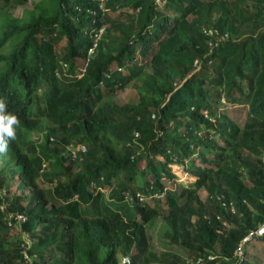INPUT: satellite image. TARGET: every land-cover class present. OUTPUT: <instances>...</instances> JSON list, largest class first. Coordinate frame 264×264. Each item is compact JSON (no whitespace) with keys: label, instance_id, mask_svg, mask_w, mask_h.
Here are the masks:
<instances>
[{"label":"trees","instance_id":"1","mask_svg":"<svg viewBox=\"0 0 264 264\" xmlns=\"http://www.w3.org/2000/svg\"><path fill=\"white\" fill-rule=\"evenodd\" d=\"M28 4L0 0V101L18 121L0 264H256L264 235L236 251L264 224V0ZM127 89L136 103L106 99ZM245 103L243 126L217 111ZM159 219L182 253L155 250Z\"/></svg>","mask_w":264,"mask_h":264},{"label":"rangeland","instance_id":"2","mask_svg":"<svg viewBox=\"0 0 264 264\" xmlns=\"http://www.w3.org/2000/svg\"><path fill=\"white\" fill-rule=\"evenodd\" d=\"M35 1L38 0H29L28 8H31L33 2ZM120 12L121 11H117V12L111 11L110 15L116 17ZM17 14L18 15L22 14L21 8L17 11ZM106 99L109 100L110 102L117 104L137 102L136 94L133 91V89L124 90L118 96L107 97ZM217 111L218 113H220V111H226L227 114L232 119H234L236 123L243 126L248 114V103L242 105H223V106L219 105L217 107ZM172 169L174 173L177 175V177L180 179V181H182L184 184H189L195 181V178L187 174L183 167L173 165ZM11 188L15 190V185L12 184ZM166 229H167V225L165 224V222L162 219H159L155 222V224L152 226L150 230V233L153 237V244L155 250L157 251H164V250H169L171 248H175L170 246L167 239L165 238ZM10 237H12V239L18 237L17 231L14 228L10 230ZM174 250L178 251L179 253H182V251L179 250L177 247ZM246 255L248 257V260L256 264H264V241H259L258 239H255L252 243H250L247 246Z\"/></svg>","mask_w":264,"mask_h":264},{"label":"clouds","instance_id":"3","mask_svg":"<svg viewBox=\"0 0 264 264\" xmlns=\"http://www.w3.org/2000/svg\"><path fill=\"white\" fill-rule=\"evenodd\" d=\"M5 104L0 101V153L7 151L8 140L15 138L14 126L18 124L15 115L4 113Z\"/></svg>","mask_w":264,"mask_h":264},{"label":"built area","instance_id":"4","mask_svg":"<svg viewBox=\"0 0 264 264\" xmlns=\"http://www.w3.org/2000/svg\"><path fill=\"white\" fill-rule=\"evenodd\" d=\"M103 30H101L102 32ZM206 34L212 39L211 45H218L221 41L225 40L227 38L226 35H220L218 33L217 30L215 29H206ZM197 62V61H196ZM80 149H82L83 151H85V147L83 145L80 146ZM263 161H264V154L262 156ZM18 218H21V216H19ZM264 235V224L256 231V232H251L247 237L244 238V240L242 241L241 245L239 246V248L236 251V256L240 257L243 255L244 253V245L246 243H248L253 236H262ZM130 259L129 257H125L124 259H122V263L124 264H130ZM197 264H202V261L199 259V261H197Z\"/></svg>","mask_w":264,"mask_h":264}]
</instances>
